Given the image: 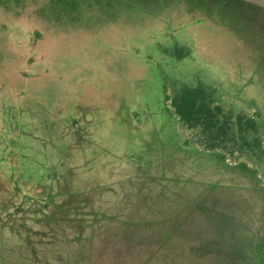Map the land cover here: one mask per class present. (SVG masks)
Returning a JSON list of instances; mask_svg holds the SVG:
<instances>
[{"label":"rangeland","instance_id":"obj_1","mask_svg":"<svg viewBox=\"0 0 264 264\" xmlns=\"http://www.w3.org/2000/svg\"><path fill=\"white\" fill-rule=\"evenodd\" d=\"M24 1L0 0V264H264V0ZM198 84L260 148L202 147L166 101Z\"/></svg>","mask_w":264,"mask_h":264},{"label":"trees","instance_id":"obj_2","mask_svg":"<svg viewBox=\"0 0 264 264\" xmlns=\"http://www.w3.org/2000/svg\"><path fill=\"white\" fill-rule=\"evenodd\" d=\"M15 9L20 13V17L16 15L13 19L17 25L16 30L20 23L29 25L28 30L26 28L24 32L26 38L31 39L32 44L35 43L40 33L45 36V33L37 30L38 24L45 30L49 22L42 19L43 16H40V13L29 7L25 1L18 4L16 8L13 7V10ZM48 31V34L52 32L49 28ZM12 47L21 51L15 44ZM168 100L174 115L182 126L189 130H197L202 147L209 151H217L219 158H225L223 152L225 150L232 152L236 149L260 148L261 142L258 137L253 136L251 140L248 139L249 134L257 133V122L252 117L241 113L234 115L232 112H225L221 105L214 102L211 92L204 86L185 85L170 99H166ZM0 117L3 118V114ZM4 133V130L0 133L2 143H4Z\"/></svg>","mask_w":264,"mask_h":264}]
</instances>
